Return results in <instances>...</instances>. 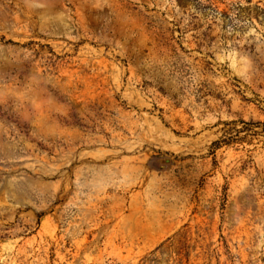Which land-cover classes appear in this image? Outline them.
I'll list each match as a JSON object with an SVG mask.
<instances>
[{
  "label": "rangeland",
  "instance_id": "obj_1",
  "mask_svg": "<svg viewBox=\"0 0 264 264\" xmlns=\"http://www.w3.org/2000/svg\"><path fill=\"white\" fill-rule=\"evenodd\" d=\"M0 264H264V0H0Z\"/></svg>",
  "mask_w": 264,
  "mask_h": 264
}]
</instances>
